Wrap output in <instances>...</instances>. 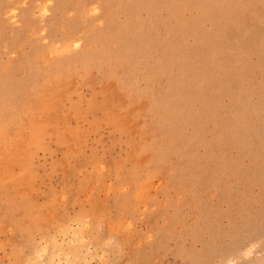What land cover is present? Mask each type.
Wrapping results in <instances>:
<instances>
[{
  "label": "rangeland",
  "instance_id": "374dc122",
  "mask_svg": "<svg viewBox=\"0 0 264 264\" xmlns=\"http://www.w3.org/2000/svg\"><path fill=\"white\" fill-rule=\"evenodd\" d=\"M0 264H264V0H0Z\"/></svg>",
  "mask_w": 264,
  "mask_h": 264
},
{
  "label": "bare ground",
  "instance_id": "6f19581e",
  "mask_svg": "<svg viewBox=\"0 0 264 264\" xmlns=\"http://www.w3.org/2000/svg\"><path fill=\"white\" fill-rule=\"evenodd\" d=\"M108 100H109V99H108ZM113 101H114V100H113ZM113 101L111 100L110 102L113 103ZM112 103H111V104H112ZM109 105H110V104H109ZM114 105H115V104H114ZM139 105H141V104H139ZM106 106H108V105L106 104ZM102 107H103V106H102ZM119 107H120V106H119ZM119 107H118V108H119ZM120 108H121V107H120ZM134 109H135V108H134ZM134 109H133V110H134ZM139 109H141L140 106H139ZM133 110L130 109V113L133 112ZM126 111H127V110H126ZM118 113H119V112H118ZM123 114H124V113H123ZM127 114H129V113H127ZM131 114H132V113H131ZM128 121H129V120H128ZM140 123H141V122H140ZM140 123H139V124H140ZM137 124H138V123H137ZM128 125H129V124H128ZM131 125H132V123H131ZM126 126H127V124H126ZM127 127H128V126H127ZM131 127H133V126H131ZM126 129H128V128H126ZM132 129H133V128H132ZM132 129H131V130H132ZM133 131H134V130H133ZM136 131H137V130H136ZM136 131H135V132H136ZM127 134H128V133H127ZM8 150H9V149H8ZM11 151H12V150H11ZM9 156H10V155H9ZM13 161H14V160H13ZM11 163H12V162H11ZM6 167H7V166H6ZM21 168H22V167H21ZM21 170H23V169H21ZM18 171H19V170H18ZM8 172H9V171H8ZM9 179H10V178H9ZM18 180H19V179H18ZM16 182H17V181H16ZM15 186H16V185H15ZM17 186H18V185H17ZM83 216H84V215H83ZM83 218H84V217H83ZM83 222H84V221H83ZM81 226H82V225H81ZM83 232H84V231H83ZM75 234H76V233H75ZM88 234H89V233H88ZM78 235H79V234H78ZM82 235H83V234H82ZM78 240H79V239H78ZM75 249H76V248H75ZM74 258H75V257H74Z\"/></svg>",
  "mask_w": 264,
  "mask_h": 264
}]
</instances>
